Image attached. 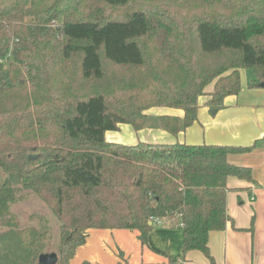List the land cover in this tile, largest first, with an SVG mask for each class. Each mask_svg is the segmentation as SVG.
I'll return each mask as SVG.
<instances>
[{"label": "trees", "instance_id": "1", "mask_svg": "<svg viewBox=\"0 0 264 264\" xmlns=\"http://www.w3.org/2000/svg\"><path fill=\"white\" fill-rule=\"evenodd\" d=\"M242 69L264 78V0H0V264L47 253L45 216L22 227L12 212L22 191L61 223L58 264L91 230L134 231L147 246L156 222L175 218L182 253L212 260L210 234L231 221L228 179L253 180L229 156L252 147L131 146L106 133L178 135L207 86L212 111L240 93ZM163 107L184 119L146 114Z\"/></svg>", "mask_w": 264, "mask_h": 264}, {"label": "crops", "instance_id": "2", "mask_svg": "<svg viewBox=\"0 0 264 264\" xmlns=\"http://www.w3.org/2000/svg\"><path fill=\"white\" fill-rule=\"evenodd\" d=\"M240 76V93L225 98L215 114L207 105L215 82L212 89L207 86L199 99V120L178 135L159 128L136 131L127 124L106 133L107 141L131 146L187 143L252 147L248 153L229 156L232 165L249 168L253 180L228 179L227 209L231 221L225 230L210 234L212 260L199 251L182 253L184 233L175 218L155 226L147 246L141 245L134 231L91 230L71 264H264V88L259 86L264 78L245 69L240 70ZM146 114L153 119L185 117L183 110L164 107L152 108Z\"/></svg>", "mask_w": 264, "mask_h": 264}, {"label": "rangeland", "instance_id": "3", "mask_svg": "<svg viewBox=\"0 0 264 264\" xmlns=\"http://www.w3.org/2000/svg\"><path fill=\"white\" fill-rule=\"evenodd\" d=\"M252 73V72H251ZM253 74V73H252ZM213 84L208 86V90L213 88ZM7 173L0 170V180L6 178ZM21 197L20 201L13 205L12 212L17 216V221L22 227L40 225L39 215H44L50 229V236L45 248L47 253H58L59 251V235H60V226L58 218L53 214L52 210L48 208L39 198H37L33 193L28 191H22L19 193ZM4 230V227L0 224V232ZM120 232L132 233L130 230L119 229ZM117 240V239H116ZM109 246L111 245L112 250L114 246L111 242H108Z\"/></svg>", "mask_w": 264, "mask_h": 264}, {"label": "water", "instance_id": "4", "mask_svg": "<svg viewBox=\"0 0 264 264\" xmlns=\"http://www.w3.org/2000/svg\"><path fill=\"white\" fill-rule=\"evenodd\" d=\"M261 88H264V82L259 85ZM216 111H212V114H215ZM36 156H30L29 159H34ZM152 225V223H150ZM59 257L57 253H43L39 256L37 264H58Z\"/></svg>", "mask_w": 264, "mask_h": 264}, {"label": "built area", "instance_id": "5", "mask_svg": "<svg viewBox=\"0 0 264 264\" xmlns=\"http://www.w3.org/2000/svg\"><path fill=\"white\" fill-rule=\"evenodd\" d=\"M156 223H157V225H161L162 221L158 220Z\"/></svg>", "mask_w": 264, "mask_h": 264}]
</instances>
